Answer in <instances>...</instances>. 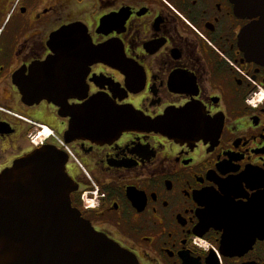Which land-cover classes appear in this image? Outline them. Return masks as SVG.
Returning <instances> with one entry per match:
<instances>
[{"label": "flooded vegetation", "instance_id": "1", "mask_svg": "<svg viewBox=\"0 0 264 264\" xmlns=\"http://www.w3.org/2000/svg\"><path fill=\"white\" fill-rule=\"evenodd\" d=\"M258 1L0 0V173L53 146L73 205L140 264H264ZM95 96L162 126L75 139Z\"/></svg>", "mask_w": 264, "mask_h": 264}, {"label": "water", "instance_id": "2", "mask_svg": "<svg viewBox=\"0 0 264 264\" xmlns=\"http://www.w3.org/2000/svg\"><path fill=\"white\" fill-rule=\"evenodd\" d=\"M51 77V70L38 77L39 99H54L55 90L47 83ZM74 115L67 134L75 139L100 141L129 128L162 126L99 96L75 109ZM66 161L65 153L43 147L0 173V264H140L132 252L96 231L73 205L75 187Z\"/></svg>", "mask_w": 264, "mask_h": 264}, {"label": "built area", "instance_id": "3", "mask_svg": "<svg viewBox=\"0 0 264 264\" xmlns=\"http://www.w3.org/2000/svg\"><path fill=\"white\" fill-rule=\"evenodd\" d=\"M254 105H256V104H254ZM50 133L48 135H50ZM83 202H84L85 207L91 208V207L95 206V201L90 198V196L88 195L87 192H85L83 194Z\"/></svg>", "mask_w": 264, "mask_h": 264}, {"label": "bare ground", "instance_id": "4", "mask_svg": "<svg viewBox=\"0 0 264 264\" xmlns=\"http://www.w3.org/2000/svg\"><path fill=\"white\" fill-rule=\"evenodd\" d=\"M48 134H49V131L43 133L39 138H40V139H44V138H46V137L49 136ZM41 141H42V140H41Z\"/></svg>", "mask_w": 264, "mask_h": 264}]
</instances>
